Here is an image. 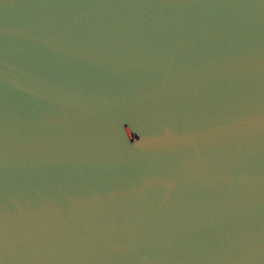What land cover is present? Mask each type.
Here are the masks:
<instances>
[{"label": "water", "instance_id": "obj_1", "mask_svg": "<svg viewBox=\"0 0 264 264\" xmlns=\"http://www.w3.org/2000/svg\"><path fill=\"white\" fill-rule=\"evenodd\" d=\"M0 264H264V0H0Z\"/></svg>", "mask_w": 264, "mask_h": 264}]
</instances>
